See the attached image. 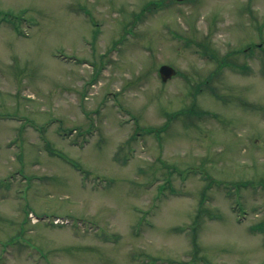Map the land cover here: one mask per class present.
Wrapping results in <instances>:
<instances>
[{
    "label": "rangeland",
    "instance_id": "rangeland-1",
    "mask_svg": "<svg viewBox=\"0 0 264 264\" xmlns=\"http://www.w3.org/2000/svg\"><path fill=\"white\" fill-rule=\"evenodd\" d=\"M151 1L0 0V264H264V0Z\"/></svg>",
    "mask_w": 264,
    "mask_h": 264
},
{
    "label": "water",
    "instance_id": "water-1",
    "mask_svg": "<svg viewBox=\"0 0 264 264\" xmlns=\"http://www.w3.org/2000/svg\"><path fill=\"white\" fill-rule=\"evenodd\" d=\"M161 74L163 76L164 79H167L168 77H170L172 74H174V68L171 67L170 65H163L160 69Z\"/></svg>",
    "mask_w": 264,
    "mask_h": 264
},
{
    "label": "trees",
    "instance_id": "trees-1",
    "mask_svg": "<svg viewBox=\"0 0 264 264\" xmlns=\"http://www.w3.org/2000/svg\"><path fill=\"white\" fill-rule=\"evenodd\" d=\"M194 109V111L196 110L195 108H191L190 110H193ZM186 111H188V110H186Z\"/></svg>",
    "mask_w": 264,
    "mask_h": 264
}]
</instances>
